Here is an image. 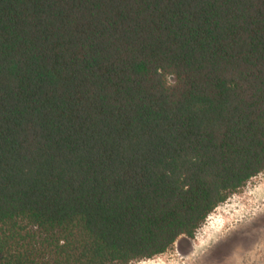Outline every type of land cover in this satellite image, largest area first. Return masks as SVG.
<instances>
[{
	"label": "trees",
	"instance_id": "1",
	"mask_svg": "<svg viewBox=\"0 0 264 264\" xmlns=\"http://www.w3.org/2000/svg\"><path fill=\"white\" fill-rule=\"evenodd\" d=\"M264 171V0H0V264H130Z\"/></svg>",
	"mask_w": 264,
	"mask_h": 264
},
{
	"label": "rangeland",
	"instance_id": "2",
	"mask_svg": "<svg viewBox=\"0 0 264 264\" xmlns=\"http://www.w3.org/2000/svg\"><path fill=\"white\" fill-rule=\"evenodd\" d=\"M232 235L227 249L212 254ZM130 264H264V171L219 205L192 239L180 237L165 253Z\"/></svg>",
	"mask_w": 264,
	"mask_h": 264
},
{
	"label": "flooded vegetation",
	"instance_id": "3",
	"mask_svg": "<svg viewBox=\"0 0 264 264\" xmlns=\"http://www.w3.org/2000/svg\"><path fill=\"white\" fill-rule=\"evenodd\" d=\"M217 239L221 240L222 243L219 246H216L215 248L211 249L212 254H218L220 253L223 249H227V246L230 247V245L233 243L235 238L230 235V236H223V237H218Z\"/></svg>",
	"mask_w": 264,
	"mask_h": 264
}]
</instances>
